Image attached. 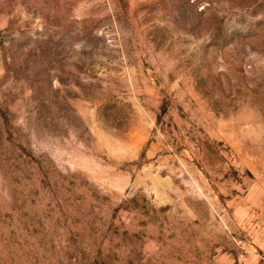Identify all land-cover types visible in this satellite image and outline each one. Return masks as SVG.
<instances>
[{
    "label": "rangeland",
    "instance_id": "obj_1",
    "mask_svg": "<svg viewBox=\"0 0 264 264\" xmlns=\"http://www.w3.org/2000/svg\"><path fill=\"white\" fill-rule=\"evenodd\" d=\"M0 264H264V0H0Z\"/></svg>",
    "mask_w": 264,
    "mask_h": 264
}]
</instances>
